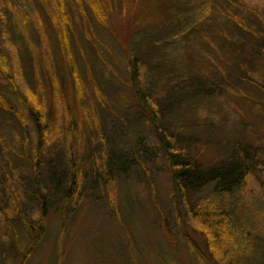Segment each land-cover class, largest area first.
<instances>
[{
    "label": "rangeland",
    "instance_id": "rangeland-1",
    "mask_svg": "<svg viewBox=\"0 0 264 264\" xmlns=\"http://www.w3.org/2000/svg\"><path fill=\"white\" fill-rule=\"evenodd\" d=\"M64 1L80 84L38 0H22L20 10L32 20L23 23L26 41L10 23L0 30V67L8 68L4 73L0 68L8 74L3 78L0 73V101L21 108L26 120L22 125L0 107V264H166L167 254L172 264L178 259L179 264H201L185 242L186 236L201 242L194 228L199 223L195 214L200 212L196 205L208 210L206 202L229 212L233 250L245 252L243 245L251 233L264 234L260 186L249 180L243 191L227 197L207 190L192 195L193 205L185 207L182 197L173 195L155 125L167 130L172 147L181 152L182 140L187 147L198 138L197 147L188 153L210 163L227 154L232 139H227L226 131L231 134L241 123L254 126L257 133L251 143L264 147V66L250 67L245 51L247 56L251 53L239 44H255L232 19L236 16L241 25L262 32L264 0H119L112 16L115 28L111 20L102 24L85 0ZM121 1L127 2L124 8ZM37 15L46 25L33 21ZM27 43L34 54L28 52ZM126 57L141 60L142 82L135 81V88H143L150 99L147 104L133 92V68ZM234 57L244 63V71L237 81L230 79L231 84L224 85L229 93H194V84L203 75L204 81L212 80L215 62L224 58L235 63ZM28 100L40 116L41 128L25 111ZM151 101L156 112L148 107ZM71 118L76 121L73 131ZM143 145L155 154H144ZM106 153L131 154L137 166L124 176L114 173L109 180ZM72 166L91 176L98 170L102 184L96 188L92 178L86 189L82 175L70 202L68 177L57 193L53 179L60 184L63 175L57 169H67L71 176ZM36 193L48 201L47 232L23 262L19 254L23 248L14 254L13 246L19 237L25 240L24 219L36 224L43 216Z\"/></svg>",
    "mask_w": 264,
    "mask_h": 264
},
{
    "label": "trees",
    "instance_id": "trees-1",
    "mask_svg": "<svg viewBox=\"0 0 264 264\" xmlns=\"http://www.w3.org/2000/svg\"><path fill=\"white\" fill-rule=\"evenodd\" d=\"M85 1L87 2L88 7L92 11V13L96 16L97 19H99L102 24H107V21L111 20L113 23L112 27H116L117 24H115V21L112 16L115 13L117 5L119 4V0ZM76 2L81 3L82 1L76 0ZM120 3L123 8L124 3H126L127 5L126 1H121ZM21 6H23L22 0H0V30L2 29V25H4L5 23H10L9 25H11L18 32H20V35L26 41V37L21 31L23 29V23L27 24L29 21L32 22V20L29 18V13L25 14L23 11L20 10ZM38 6L40 7V9L43 10L42 12L46 14L48 18L51 19L53 25L55 26L54 28L55 30H57L56 32L58 40L61 46H64L65 48L64 52L68 59V62L66 61V63L69 64L72 74L74 75V77H76V80H78L80 84L81 78L76 67L77 65L72 54L71 43L69 39L70 31L73 28L72 25L69 26L68 23V21L70 20L68 17L69 15L66 11L65 1L41 0L40 2L38 0ZM156 6L154 7L155 10H157ZM81 11L82 13H85L84 7H82ZM35 18L39 21H43L40 15L34 17V22ZM232 19L237 24L239 29L250 33V38L253 44H255L254 47H249L243 43L239 44L240 48H248L247 51L251 53V55L249 54L250 56H247V52L245 51V58L246 60H248L250 67L255 68L256 66H264V25H262V32L260 31V33H258L245 25H241L239 19L236 16H233ZM66 23H68L67 30L65 27ZM43 24L46 25L44 21ZM262 24H264V21H262ZM141 42H143V38ZM29 45L30 44L27 43V46L29 48L28 52L30 51L31 54H34ZM126 53H128V50H126ZM234 59L235 63H230L224 58L217 63L215 62V65L212 66V75H210V77H212V80L210 82L204 81L206 80V78L204 77L205 75H203L201 78H203L204 80L200 78L199 83L194 84L196 86V88H194V93L200 96H209L210 94L218 93H229L230 90L224 87V85H226L227 83L229 84L230 79L237 81L238 78H240L242 71H244V63L236 57H234ZM4 60L5 59H3V64L6 65V61ZM139 61L141 60L137 57L129 59V61L127 58V63L129 62V69L133 68L131 76L132 80H134L131 83L134 87L133 92L138 100H141L142 103L147 104L149 103L150 99L146 96V92L143 90L142 87H140L138 90H136L135 88V81H137L138 84H141L142 82ZM0 68L3 69V73L8 71V68L5 66ZM215 68H217V70H215ZM0 73L2 74L3 78H6L8 76L7 73ZM234 73L236 75H233ZM245 74L247 75V73ZM242 77L246 78V76ZM242 80L243 78H241V81ZM78 89L79 91H81L80 88ZM17 100L21 101V98H17ZM29 102L30 101L28 100L25 106V111L28 110L27 112H29L30 115L34 117V119L36 120L37 128H41L40 116H37L35 110L33 108H30L31 104ZM153 103L154 102L151 101L148 107L153 112H156L157 109L156 106L153 105ZM0 107L2 108V110L14 114L16 118L20 120L22 125L26 124V120L23 116L21 108H13L7 103H3V100L0 101ZM75 124L76 121L71 118L69 121V127L70 129H72V131L75 128ZM239 128H241V134ZM155 129L157 132V137L162 142V145L165 150L168 172L170 174L173 185V195L175 197L180 195L182 197V203L185 204V207L187 205H193L191 200L192 195H198L209 190V192L212 191L213 194L222 197L231 196L237 191H243L247 187V183L249 180H254L264 192V147H260L251 143L252 139L254 140V136L257 132L254 130V126L250 125L248 122L241 123L240 126L233 127L231 134L226 131L227 139H232V142L230 143V149L228 150L227 154L223 156V158L219 159L220 161L215 163L206 162L201 158V155H198L195 152L188 153L189 150L197 147V144L199 143L198 138L196 139V143L194 144L187 143V147L183 146L184 141L182 140L181 152L180 150H176V148L172 147L173 145L171 144V142L173 141V139L170 138V136L167 134L166 129L159 125H155ZM232 134H234V139L232 137ZM239 138L240 141H237ZM143 148L144 154L149 153L150 156H152V154H155L154 151L150 153V149L147 148V146L143 145ZM105 156V171L109 180H113L114 173L118 177L124 176L126 175V173L132 171L137 166V159L131 154L112 153L108 157L106 153ZM122 156H128V158H124ZM129 158H131L132 161H129ZM73 161L74 159L71 158L70 166L73 165ZM121 162H123V165H120ZM72 168L74 170H72L73 173L71 176H67L70 175L67 169V173L62 169H57L58 173H62L63 175V179L60 184L56 183V180L53 179V184L57 193L64 186L65 179L66 177H68L66 183H69V186L67 188L66 196L67 200L70 202H72L80 182L83 181L82 175L85 176V182L82 183V187L85 186L86 189L90 188V179L92 178H95L93 180V184L94 186H96V188H99L102 184L101 178H98L100 176V172L98 170L93 172V175L95 176H91L85 171L79 173L80 166H72ZM34 196L36 197V199L38 198L39 202L41 203L43 216L36 224L32 221L24 219L27 233L25 240L19 237L16 240L15 246H13L14 254H18V252H20V250L23 248V252L19 253L22 254L23 262L34 253L36 248L40 247L47 232L46 220L48 219V201L42 193H36L34 194ZM206 204L207 206H209L208 210H206L205 207H203L202 205L197 204L196 207L200 210V212L195 214L192 211V214L196 215V218L199 222L197 223L198 225L194 226V228L200 236L201 242L197 243V241L193 237L191 238L190 236H186L187 242H185L189 251L195 253L198 261L201 264H214L213 262H215L216 264H247L248 262L249 264H264V234L258 233L256 235L254 233H251L249 240L245 242V245H243V249L245 250V252H240L239 250L237 252H234V241L233 238L232 241L230 240V235L228 232L229 212L225 210V208L218 211V209L212 208L216 205H212L211 207L209 205V202H206ZM110 206L114 214L117 216V212L115 211L114 207V202H111ZM170 248H172L171 245ZM172 251L175 250L172 249ZM228 251L230 252L228 253ZM224 252L226 253L223 254ZM218 253L222 254L218 256ZM165 259L168 264H172L171 262H168V254ZM210 259H212V261ZM180 262H182V260L178 259L177 264H179Z\"/></svg>",
    "mask_w": 264,
    "mask_h": 264
}]
</instances>
